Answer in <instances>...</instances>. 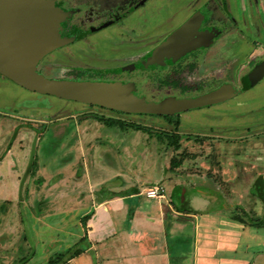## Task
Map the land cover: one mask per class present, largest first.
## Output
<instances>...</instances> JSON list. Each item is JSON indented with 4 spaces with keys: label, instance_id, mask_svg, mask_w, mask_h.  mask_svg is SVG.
I'll return each instance as SVG.
<instances>
[{
    "label": "rangeland",
    "instance_id": "374dc122",
    "mask_svg": "<svg viewBox=\"0 0 264 264\" xmlns=\"http://www.w3.org/2000/svg\"><path fill=\"white\" fill-rule=\"evenodd\" d=\"M79 2L98 9L108 5L133 8L137 4L135 0H57V5ZM252 2L228 0V5L220 2L219 6L222 11L230 7L239 10L242 4L245 10H249ZM147 4H151L154 11L159 6L158 12L152 14L150 25L153 40H160L174 26L179 10L186 11L189 4L202 2L149 0ZM219 6H211L215 15L222 14ZM246 32L232 39L230 49L234 56L229 65L232 71L240 61L262 52V45L255 44L250 28ZM58 56H61L59 52H53L47 58L56 59L59 66L73 67L72 60L65 57L59 60ZM51 63L49 59L45 60L44 69L57 73ZM38 69L49 77H62L46 73L40 66ZM241 96L243 94L228 103V106L235 107L236 102L245 100L227 119H212L204 114L215 108L185 113L179 124L181 137L185 138V143L189 142L188 137L194 141L188 143L183 152H177L172 145L167 147L166 133L178 129V126L164 117L135 115L123 120L142 128L127 126L123 129L112 124V120L93 119L97 114L110 115L101 109H85L72 100L42 95L0 76V264H105V259L96 257V250H89L92 256L86 253L75 255L74 262L73 258L67 259L71 251L79 247L86 250L87 236L96 237L95 228L82 223L83 212L91 204L96 209V203L102 197L118 193L131 182L135 184L134 179L147 184L151 180L150 174L157 171L160 158L162 163L169 165L171 172H178L172 175L173 183H167L169 197L172 190L173 198L185 195V188L182 189L179 183L190 179L198 184L210 183L232 201L242 202L243 205H237L234 212L246 223L241 224L234 218L232 221L224 214L214 216L218 219L215 222L222 226L232 223L237 228L248 227L255 235H235L237 247L232 248L214 234L218 225L213 224L215 228L211 237L217 241L218 249L222 247L220 251H224L213 252V259L222 262L224 258L237 264H264V201L256 194L255 183V179L264 175V79L250 90L247 97ZM80 116H90L91 119H79ZM55 119V124H49ZM223 121L227 127H223ZM44 122L52 125L54 132L52 136L44 137L43 148L38 146V135L32 126ZM218 123L221 124L217 126ZM213 126L218 129L214 134ZM219 128L224 132H219ZM195 135L200 139L196 140ZM53 146L52 154L49 147ZM173 158L181 162V169L176 170L179 165H173ZM43 162L47 165L44 166ZM187 173L191 174L184 180ZM138 196L126 200L127 205L136 206L139 199L146 200L148 205L158 200L149 198L145 191ZM127 211L125 208L124 215H120L123 220L114 217L116 231L128 230ZM125 245V248L110 245V250L101 248L100 255L115 252L118 264H125L129 252L127 241ZM119 254L121 257L127 255L123 257L124 261ZM187 263L191 264V259Z\"/></svg>",
    "mask_w": 264,
    "mask_h": 264
},
{
    "label": "flooded vegetation",
    "instance_id": "af4514ba",
    "mask_svg": "<svg viewBox=\"0 0 264 264\" xmlns=\"http://www.w3.org/2000/svg\"><path fill=\"white\" fill-rule=\"evenodd\" d=\"M135 1L137 4L133 5L135 6L133 8H128L126 5L118 7L108 5L98 9L84 2H79L76 5H59L62 9L68 11L66 19L59 26V34L62 36L74 37V39L68 44L60 46L46 54L39 61L38 67L40 66L44 72L49 73L44 69L45 60L49 59L52 62L51 67L53 66V70L57 72L49 74L62 75L61 78H50L121 81L122 83L133 82L136 87V94L156 101L170 95L176 97L198 96L227 85L232 86L233 95L228 94V98L214 104L186 110L184 112H177L175 114L131 113L97 104L72 100L83 105L85 109L98 108L103 110L106 114H110L93 115V119L119 120L131 119V117L135 115H150L164 117V119H167L177 126V123H181L180 120L185 113L193 110L211 108H215L214 111L211 110V112L208 113L209 111L207 110L204 114H208L210 117L212 116V119L214 117V119H223L232 114V111L235 110L238 105L245 103V100H240L236 102L237 106L234 107L233 105L228 106L230 101L240 94H243L240 98L247 97L250 90L264 79L263 75L255 84H251L248 77L249 72L258 63L264 61V0H253L249 10H245L241 4L239 10L230 7L225 10L223 9V11L219 3L222 2L225 4L226 2L227 4L228 0H196V3L202 2V4H189L188 6H190V8L186 9V11L179 10L175 15L174 26L170 27L166 35L160 40H153L154 37H152L150 25L152 14L158 12L157 9L159 6L154 11L153 6L147 4L149 0ZM55 3L57 4V0H55ZM212 5L219 6L218 9L222 14L215 15V12L211 9ZM161 6L162 5H160V7ZM196 13L200 14L197 32L202 33L208 31L213 34L207 44L189 49L180 56L169 53L167 48L165 53L163 52L160 55L161 58L159 60L152 61L156 49L167 41L168 36L174 32L175 29L184 24ZM249 28L255 44L262 45V52H257L247 60L240 61L234 68V71H232L229 68L234 56L232 49H230L234 41L232 39L239 34L242 35L247 33L246 31ZM197 36L198 35L195 34L191 38ZM53 52L60 53L61 56H58L60 58L59 60H62L64 57L72 60L74 64L72 65L73 67L59 66L55 61L56 59L47 58V56ZM51 67H49L48 70H50ZM63 69H65L66 72H60ZM38 71L41 72L39 69ZM41 73L47 76L45 73ZM0 76L6 77L1 73ZM79 119H91V117L80 116ZM55 122H57L56 119L49 124L53 125ZM223 122L224 125L223 123L222 125L224 127L226 123L225 121ZM49 124L44 122L32 126L33 130L38 135V146L43 133L39 132L37 128L41 126H45V129H48V127L52 128L53 126ZM179 124L178 129L166 134L176 132L182 135L179 130ZM219 124L221 123H218L217 126H219ZM220 128L219 132L223 133L224 131H221ZM211 130L214 134L218 129L213 126ZM187 139L189 141L188 143L194 141V138L188 137ZM195 139L199 140L200 137L195 135ZM188 143H185V138L183 139V137H181L179 148H177L175 144L169 142V139L166 145L167 147L172 145L177 152H183V148H185ZM257 180L258 179H256L255 183Z\"/></svg>",
    "mask_w": 264,
    "mask_h": 264
},
{
    "label": "crops",
    "instance_id": "0c3cea01",
    "mask_svg": "<svg viewBox=\"0 0 264 264\" xmlns=\"http://www.w3.org/2000/svg\"><path fill=\"white\" fill-rule=\"evenodd\" d=\"M159 161L157 171L150 174L151 180L147 184L140 182L138 178L134 179L135 184L131 182L128 184L129 186L120 188L118 193L102 197L97 201L96 209L93 204L88 209L86 208L81 216V221L86 226L91 225L95 228L96 237L91 239L87 236L88 246L81 253L92 256L89 250H96V257L105 259V264H118L119 262L115 260L117 257L115 252L113 254L103 252L101 257L100 249L110 250L116 246L125 248L127 241L129 245L127 251L129 252H127L128 256L123 255L128 258L125 264H189L187 263L188 259H191V264H237L230 260L226 261L224 258L222 262L213 259V252L223 253L224 251H220L222 247L218 249L217 241L214 242L211 235L215 228L213 224L217 223L218 226H216L214 234L223 241L224 245L228 244L232 248L237 247L235 240L237 236L235 235H243V233L255 235L254 232L247 229L248 227L237 228L232 223L222 226L215 222L218 219L214 216H223L224 214L232 221L234 218L241 224L246 223L234 212L237 205H243L242 202L232 201L228 195L222 194L218 187L210 183L198 184V182L187 179L191 173L185 175L186 183H179L182 189L185 188L186 194H179L173 198L172 190L169 197L167 183H173L172 175L177 171L171 172L167 163H162L161 158ZM180 166L179 164L176 170L181 169L182 166ZM259 177H264V175ZM157 183L165 187L164 195L162 197L148 196L152 199L157 198V201L154 203L151 201V205H148L146 200L142 202L139 199V204L136 206L127 205L126 200L138 198V194L145 191L144 188ZM125 208L128 209L127 218L130 222L128 230L120 229L118 232L113 226V219L118 217L123 220L120 215H124ZM86 215L88 217L84 222L83 219ZM184 245H187L186 249ZM121 255L119 254V257ZM122 260L124 261V258Z\"/></svg>",
    "mask_w": 264,
    "mask_h": 264
},
{
    "label": "water",
    "instance_id": "95a60500",
    "mask_svg": "<svg viewBox=\"0 0 264 264\" xmlns=\"http://www.w3.org/2000/svg\"><path fill=\"white\" fill-rule=\"evenodd\" d=\"M67 15L68 11L55 0H0V73L31 91L131 113L175 114L214 104L233 93L232 86L227 85L198 96L170 95L156 101L136 94L133 82L47 77L38 71L39 61L74 39L59 34ZM199 20L200 14L196 13L175 29L156 49L152 61L159 60L167 48L169 53L180 56L207 44L213 34L197 32ZM194 33L198 36L191 38ZM263 75L264 61L249 72L250 83L255 84Z\"/></svg>",
    "mask_w": 264,
    "mask_h": 264
},
{
    "label": "trees",
    "instance_id": "16d2710c",
    "mask_svg": "<svg viewBox=\"0 0 264 264\" xmlns=\"http://www.w3.org/2000/svg\"><path fill=\"white\" fill-rule=\"evenodd\" d=\"M109 120H112L111 122H112V124H117L118 126L120 125L121 126V128H127V126H132V127H134L135 129H140V128H142L140 125H138V124H135V123H130V124H128L125 120H123V119H109ZM108 120V122H110ZM116 121V122H115ZM178 124L179 123H177V126H178ZM38 130H39V132H42L43 133V135L41 136V140H40V144H39V146H41V147H43L42 146V141H43V139H44V137L45 136H47L48 134L49 135H53V132H54V129L53 128H49L48 127V129H45V126H41V127H38L37 128ZM145 129V128H144ZM167 135V137H168V139H169V142H171V143H173V144H175L176 145V147L177 148H179L180 147V142H181V135L180 134H178V133H176V132H173V133H171V134H166ZM46 138V137H45ZM45 147V146H44ZM43 147V148H44ZM53 148H55V146H53V147H49V150L52 152V154H53ZM45 152H46V150H45ZM50 152V153H51ZM51 156V155H50ZM80 163H81V165H83V163L80 161ZM172 163H173V165L176 167V166H178L181 162L179 161V160H176V159H174L173 158V160H172ZM43 165L44 166H46L47 165V163H44L43 162ZM44 166H42V168H44ZM29 170H30V167H29ZM33 172H35V170L33 171ZM256 189H257V195L258 196H260V198H262V199H264V177H259L258 178V180H257V182H256ZM87 215L84 217V219H83V221L85 222L86 221V219H87ZM83 239V238H82ZM82 248L81 247H79V248H77V249H75L74 251H71V255L70 256H68L67 257V259H71V258H73V257H75V255H79L81 252H82ZM61 264H64V263H61Z\"/></svg>",
    "mask_w": 264,
    "mask_h": 264
},
{
    "label": "built area",
    "instance_id": "2783aa9c",
    "mask_svg": "<svg viewBox=\"0 0 264 264\" xmlns=\"http://www.w3.org/2000/svg\"><path fill=\"white\" fill-rule=\"evenodd\" d=\"M165 188L157 183L146 188L145 193L149 197H162L164 194Z\"/></svg>",
    "mask_w": 264,
    "mask_h": 264
}]
</instances>
